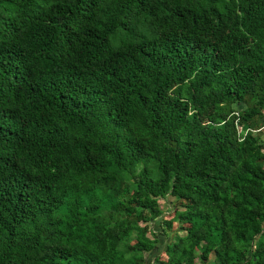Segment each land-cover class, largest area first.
Listing matches in <instances>:
<instances>
[{
	"label": "trees",
	"instance_id": "16d2710c",
	"mask_svg": "<svg viewBox=\"0 0 264 264\" xmlns=\"http://www.w3.org/2000/svg\"><path fill=\"white\" fill-rule=\"evenodd\" d=\"M263 122L264 0H0V264H264Z\"/></svg>",
	"mask_w": 264,
	"mask_h": 264
},
{
	"label": "rangeland",
	"instance_id": "374dc122",
	"mask_svg": "<svg viewBox=\"0 0 264 264\" xmlns=\"http://www.w3.org/2000/svg\"><path fill=\"white\" fill-rule=\"evenodd\" d=\"M260 129H262V130L259 131V135L264 140V126L260 127ZM157 202H158V207L161 210V216H160V218H157L156 220L154 219V221H152L150 223V227L154 226V229L158 228L157 224L159 221V223L161 224V226H163L166 233L172 232L176 228V220H175L174 215H173V209L174 208H181V207L175 206L174 198L172 196H169V195H167L165 198H158ZM146 224H149V222H147ZM182 233L183 232L180 231L178 234H182ZM148 236H149V233H148ZM164 241H165V238L161 237L157 248H155L151 252H148L146 254V256H148L149 259H152L154 256H157L158 258L164 259L166 256L161 251L163 244H164L163 243ZM210 260H211V258L208 261H206L205 264H208V262H210Z\"/></svg>",
	"mask_w": 264,
	"mask_h": 264
},
{
	"label": "built area",
	"instance_id": "2783aa9c",
	"mask_svg": "<svg viewBox=\"0 0 264 264\" xmlns=\"http://www.w3.org/2000/svg\"><path fill=\"white\" fill-rule=\"evenodd\" d=\"M264 126V123L263 125H261L260 127H263ZM234 127H235V131H236V136L238 139H242L243 135L245 134V132L247 131L248 128L246 129H242V126L241 124L237 121V118H235L234 120ZM259 127V128H260ZM258 128V129H259ZM258 129H250L251 131H255V130H258Z\"/></svg>",
	"mask_w": 264,
	"mask_h": 264
}]
</instances>
